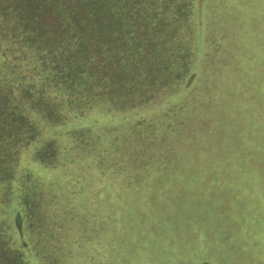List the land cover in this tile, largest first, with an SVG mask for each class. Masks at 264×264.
<instances>
[{
    "label": "trees",
    "instance_id": "trees-1",
    "mask_svg": "<svg viewBox=\"0 0 264 264\" xmlns=\"http://www.w3.org/2000/svg\"><path fill=\"white\" fill-rule=\"evenodd\" d=\"M228 151L237 190L264 196V0H0V264H122L124 236L132 257L173 225L171 175L214 176ZM191 184L206 192L190 209L216 215L213 179Z\"/></svg>",
    "mask_w": 264,
    "mask_h": 264
},
{
    "label": "rangeland",
    "instance_id": "rangeland-1",
    "mask_svg": "<svg viewBox=\"0 0 264 264\" xmlns=\"http://www.w3.org/2000/svg\"><path fill=\"white\" fill-rule=\"evenodd\" d=\"M227 8H229L228 5ZM247 13H249V11ZM238 67L239 65H237L236 69ZM232 95L234 99L227 102L225 106L223 103H215L214 111L217 113L218 119L227 120V118H229V115H226L227 113H234L241 107L235 101L241 94L234 93ZM245 95L248 97L249 93H245ZM231 154L232 153L228 151L224 156L225 158L220 160V167L216 168V170L220 169V173H213L215 174L214 176H205L191 172L172 174L173 184L170 185L169 190H166L165 197L168 198V200L173 199V201L164 209L167 211L161 212L160 216L162 217L167 214L166 216H169L170 219L168 222L173 223V225L166 227L160 225L159 222L152 223L156 228L154 231L146 232V235L141 233L142 235L140 234L135 237L138 243H141L143 247L140 250H136L137 253L132 251V253H134L132 257L129 256L131 253L129 250L131 248L129 246V236H124L125 240L121 248V252L123 253L121 263L132 264L133 261L134 264H147L145 262L151 259V262H148V264H159L157 260L160 261V264H195L194 260L196 257L194 255L184 260L178 256L177 250L180 249L182 252L185 250L189 253V247L193 248L195 245L198 246L200 242L202 246V256L200 255L199 257L201 260L203 258V264H264V206H260L262 205L261 201H264V196H258V199L256 197L253 199L252 196L250 199L249 192L237 190L236 185L233 184L230 178H232V175L236 178L235 180H244V178H242L241 174L236 173L237 168H234V172L232 171V167L229 168V172L227 171V165L237 162L236 158ZM210 160V158H201L199 169L201 170ZM22 162L39 178L49 180L56 176L53 171L46 170L37 162L31 160L28 162L23 160ZM247 164L249 165V161H247ZM258 164L259 161L257 159H252L250 161L252 167ZM259 177L262 180L264 179L263 176ZM207 179H213L214 193L218 195L220 192L219 196L222 199V205H215L216 215L213 216L209 215L206 211L201 212L199 210L190 209L192 206L198 205L203 193L206 192L204 189L192 188V186L198 185H193L191 183L197 184L200 182L202 185H205ZM217 183H219V186ZM241 185H243V182ZM222 186H225L226 189H223ZM188 201L190 202L188 203ZM174 202L177 204L183 202V205H185L187 209L182 213H175L172 205ZM216 203L215 201L214 204ZM252 204H257L258 206L255 212H253ZM236 205H239L240 209ZM180 206H182V204H180ZM227 206L233 207L231 208L233 217L229 211L226 210ZM247 217L249 219H247ZM205 218L210 222L209 227L212 232L209 239L203 241L192 234L195 223L198 221L204 223ZM221 222L227 224L225 234L222 232L219 234L218 230H216L222 225ZM99 244L101 246L104 245L103 242ZM26 256L29 264H38L32 254L27 253ZM143 261L144 263H142Z\"/></svg>",
    "mask_w": 264,
    "mask_h": 264
}]
</instances>
